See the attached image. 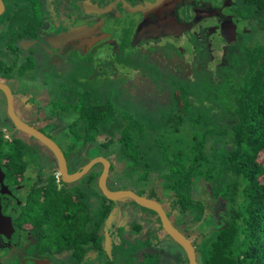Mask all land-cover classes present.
Wrapping results in <instances>:
<instances>
[{
  "label": "flooded vegetation",
  "instance_id": "flooded-vegetation-1",
  "mask_svg": "<svg viewBox=\"0 0 264 264\" xmlns=\"http://www.w3.org/2000/svg\"><path fill=\"white\" fill-rule=\"evenodd\" d=\"M37 1L39 5H45L42 10V6L36 9ZM234 4V10L230 11ZM239 5V0H0V37L6 35V51L3 54L0 52V73L11 74L18 65L20 68L27 67L32 56L39 51L47 53L54 64L64 61L62 57L68 53L89 51L116 34L118 28L123 26L121 22L124 18L131 22L133 44L156 42L162 37L180 40L185 38L186 32L197 29L198 37L206 41L199 51L209 47L219 55L223 48L218 43L223 42L234 46L229 50L239 54L241 48L262 35L256 21L240 16ZM38 14L42 15L39 19ZM22 17L26 22L21 23L18 30L17 22ZM207 21L210 22L205 23ZM244 22H248L250 27H240ZM239 28L242 29L241 34ZM214 36L219 41L210 46ZM36 46L40 47L35 52ZM183 56L181 48L174 52L171 58L173 63L168 62L169 59L161 60L177 70L180 68L174 63ZM226 56V60L230 61V56ZM221 66L224 65H215L218 69ZM191 72L194 77L199 75ZM19 82V78L14 76L0 80L10 93L8 99L7 93L0 87V264H189L185 250L165 232L156 212L131 198L113 200L102 193L99 187V176L103 169L101 162L94 163L80 178L64 181L58 160L50 149L36 137L17 128L9 115V103L12 114L21 122L40 131L58 145L66 160L68 173L80 170L97 156H103L98 154L100 150L112 151L108 157L103 156L109 161L107 188L130 190L158 201L171 224L191 241L197 264H200V243L194 240L193 218L180 216L176 209L171 208L172 197L164 183L156 188L158 195L153 194L152 186L146 192L144 188L148 186L152 172L149 178H138L137 175L132 180L134 177L131 175L137 170L125 169L123 161L122 168L134 182L111 185L109 178L115 169L114 158L120 157L110 146L99 150V143L103 144L106 139L101 138L98 143L90 139L82 146V138L74 140L71 132H67L68 125H71V131L84 130L82 117L74 118L67 124V118L65 121L60 109L47 113L45 110L53 100H49L46 94L31 98L27 92L19 89ZM147 84L154 87L149 80L143 86ZM166 91L167 84L163 89V92ZM167 94L172 95L173 88ZM188 97L192 106L190 95ZM78 100L82 101V105H78ZM70 104L78 116L84 106L91 105L84 103L77 95L71 96ZM173 104L174 100L166 113ZM75 141H78L75 147L69 150V144ZM12 143L22 146L26 152L19 157L24 165L9 167L7 151ZM76 155H81V158L74 164L72 158ZM31 157L34 163L28 169ZM31 173L34 178L29 186L26 179ZM114 184L123 185V188H115L117 185ZM54 189L64 197L71 195L57 212L51 210L44 195L54 192ZM106 207L109 211L100 219V209ZM127 208H130L129 211ZM114 210L118 211L117 217ZM166 237L174 243L171 250L167 249L168 253L165 249Z\"/></svg>",
  "mask_w": 264,
  "mask_h": 264
},
{
  "label": "trees",
  "instance_id": "trees-1",
  "mask_svg": "<svg viewBox=\"0 0 264 264\" xmlns=\"http://www.w3.org/2000/svg\"><path fill=\"white\" fill-rule=\"evenodd\" d=\"M239 3L240 16L256 21L262 35L239 54L232 52L230 64L219 69L222 81L200 90L218 110L210 125L195 128L203 116L189 115L193 88L185 80L172 84L174 104L165 113V126L151 129L136 118L121 116L117 129L104 135L106 124L120 121L115 108L104 101L84 106L79 114L84 130L71 131L72 139H83L82 146L103 134L106 141L99 148L114 149L125 169L141 170L138 178L155 171L180 216H201L203 203L194 200L193 183L203 182L211 196L225 203L222 223L200 243V264H264V0ZM77 142L69 144V150ZM23 154L22 146L10 144L9 167L24 165L19 158ZM44 195L54 212L71 196L55 189ZM108 211L100 209V219Z\"/></svg>",
  "mask_w": 264,
  "mask_h": 264
},
{
  "label": "rangeland",
  "instance_id": "rangeland-1",
  "mask_svg": "<svg viewBox=\"0 0 264 264\" xmlns=\"http://www.w3.org/2000/svg\"><path fill=\"white\" fill-rule=\"evenodd\" d=\"M35 6L37 10L39 6H42L40 9L42 10L45 5H39L37 1ZM234 6L235 4L231 5L229 10L233 11ZM39 14L38 19L42 16H39ZM180 14L183 16L182 11ZM189 16L190 14L185 19ZM24 22H26L25 17L18 20V30L20 29V24ZM121 23L123 26L120 25L121 27L118 28L116 34L104 41L102 40L84 53H68V55L62 57L64 61H59L57 64L52 63L47 53L39 51L40 46H36L35 52H39L36 53V56H32L27 67L20 68V65H18L17 68L12 70L11 74L2 72L0 73V80H5L9 76L18 77L20 81L19 89L27 92L31 98H35L38 94H46L49 100L53 101L45 111L52 113V110L60 109L63 112L65 121L67 118V124L72 122L74 118H79L78 113L70 104L72 95L80 96L81 100H84V103L88 102L90 104L109 101L110 105L118 112L120 121L114 119L112 122L106 124L104 126V135H111L120 125L123 117L127 116L140 120L151 129L164 126L165 113L170 109L173 102V96L167 93L175 81L174 85L180 81L187 80L191 89L193 88V92L190 95L192 106L190 105L189 114H201L203 116L200 121L201 125H195V128L199 126L203 128L206 125H210L213 122L212 117L215 118L216 116L214 113L218 110L213 107L211 101L205 99V95L201 94L200 90L207 89L210 85L215 86L223 80V76L220 75V71L215 65H229V60H226L228 58L226 54L231 56L234 51L229 49L234 48V46L226 45L223 42L218 43L219 38L214 36L213 41H210V46L218 43L223 48L222 52L219 55L215 54L212 48L211 50L208 49L209 47L204 51H199L201 50V44L206 43V41H203L202 37H198L197 31L199 30L197 29L186 32L185 38L180 40L162 37L156 42L133 44L132 30L131 26H129L131 22L127 18H124ZM247 25L248 22H244L240 27ZM238 32L241 34L242 29L239 28ZM5 33L7 34L8 31ZM253 33L256 36V32L253 31ZM5 38L6 35L0 37V52L2 54L6 51ZM14 40H18V38ZM44 45H46L45 42ZM181 48L184 56L177 59L174 63L180 69L176 70L171 64L161 60L164 59L166 61V59H169L168 62L173 63L171 58L174 52L181 50ZM207 51H210L211 54ZM211 55L214 57H211ZM19 62L20 60L18 64ZM21 62H23V58ZM191 71H195L199 75L194 77ZM146 80L151 81L154 87H150L148 84L143 86ZM166 84L167 91L163 92ZM73 88L78 91H74ZM79 91L86 92L88 96L77 94ZM29 101L32 100L30 99ZM216 123H220V121H216ZM70 128L71 125H68V133L71 132ZM104 135L102 134L96 139H92L93 142L98 143L101 138H104ZM61 145L63 146V143ZM110 153L112 151L100 150L98 152V154L105 157H108ZM80 158L81 155H76L72 158V162L77 164ZM114 159L115 169L109 178L110 184H132L134 182L132 180H135L141 170H137L134 175H131L134 177L131 180L128 178V173L122 168L124 165L123 160L119 158ZM32 163H34V160L31 157L28 169ZM98 168L100 169L101 167L99 166ZM155 173V171L152 174L150 173L151 178L144 190L149 192V186H152L155 191L153 194L158 195L156 188H159L163 181L155 176ZM33 178L34 175L31 173L29 178L26 179L27 184H30L29 186L32 185L31 181ZM262 180L264 181V177H262ZM114 185H117L115 188H123V185ZM192 186V196L194 200L202 201L203 209L199 219L194 217L193 213H190L188 216L193 218V228L195 229L194 240L204 243L206 238L210 236V233L222 223L225 203L211 196L207 189L208 186L206 185L205 187L203 182L199 184L193 183ZM127 209L129 211L130 208ZM114 215L117 217V210H114ZM200 225L205 227L198 229ZM165 241L167 243V248L165 247V249L168 253V250L172 249L174 243L167 237Z\"/></svg>",
  "mask_w": 264,
  "mask_h": 264
},
{
  "label": "water",
  "instance_id": "water-1",
  "mask_svg": "<svg viewBox=\"0 0 264 264\" xmlns=\"http://www.w3.org/2000/svg\"><path fill=\"white\" fill-rule=\"evenodd\" d=\"M0 87L5 90V92L7 93L8 99H10V93H9L8 87L1 83H0ZM9 115L18 129L36 137L45 146H47L50 149V151L54 154V156L58 160L59 169L63 176L64 181L68 182V181L80 178L90 169V167L94 163L101 162L103 164V169L99 176V187L102 193L107 198L113 199V200L131 198L135 202L156 212V214L160 218L162 228L165 230V232L174 241H176L180 246H182V248L185 250L187 257L189 259V264H197L193 244L182 232H180L176 227H174L171 224V221L168 219L167 215L165 214L163 208L161 207L158 201L152 198H148V197L136 194L135 192L130 191V190H109L107 188L106 178H107L108 170H109V161L106 158H104L103 156H97L93 158L90 162L85 164L80 170L75 171L73 173H68L67 166H66V160L60 148L58 147V145L51 138L47 137L40 131H37L36 129L30 127L29 125H26L23 122H21L15 115L12 114L11 109H10V103H9Z\"/></svg>",
  "mask_w": 264,
  "mask_h": 264
}]
</instances>
